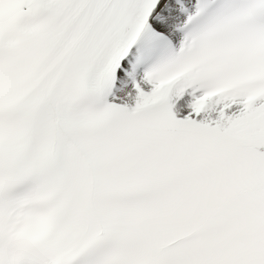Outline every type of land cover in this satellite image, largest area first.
<instances>
[{"label":"snow or ice","instance_id":"snow-or-ice-1","mask_svg":"<svg viewBox=\"0 0 264 264\" xmlns=\"http://www.w3.org/2000/svg\"><path fill=\"white\" fill-rule=\"evenodd\" d=\"M0 264H264V0H0Z\"/></svg>","mask_w":264,"mask_h":264}]
</instances>
